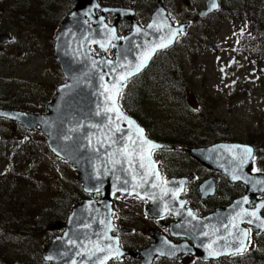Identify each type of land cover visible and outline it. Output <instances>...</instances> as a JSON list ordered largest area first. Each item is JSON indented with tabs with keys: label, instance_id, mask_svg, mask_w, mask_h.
<instances>
[{
	"label": "water",
	"instance_id": "1",
	"mask_svg": "<svg viewBox=\"0 0 264 264\" xmlns=\"http://www.w3.org/2000/svg\"><path fill=\"white\" fill-rule=\"evenodd\" d=\"M205 3L206 8L199 14L200 18L218 8L217 0H205ZM106 17L115 18V23L109 26ZM119 22L130 23V32L122 41L116 33ZM185 28L186 25L174 28L160 4L156 6L148 25L141 29L131 10L103 7L97 0H77L73 10L60 23L53 40V51L65 83L56 88L47 106L48 113L34 116L0 110V118L20 123L28 131L39 128L46 138L50 154L73 169L83 193L92 197L78 201L64 222L54 223L50 228L62 234L44 245L41 256L44 264H109L124 258L133 259L137 264H153L157 259L177 262L183 257L215 261L243 253L247 242V231L242 228L243 225L251 227L253 234H264V225H261L264 221L261 216L264 199H256L264 195V175L250 174L252 157L242 162V158L247 156L243 149L249 146L217 144L185 150L188 157L225 176L230 183H240L246 189L245 194L229 207L200 218L193 209L186 208V201L181 199L185 186L192 178H172L162 183L152 157L151 164L147 158L143 159L144 168L139 167L140 156L130 165L126 153L133 151L132 140L141 139L136 129L142 128L119 108V97L116 106L125 119H118L115 112L104 111L106 106H112V101H106V96L112 92L111 83L117 78V73L127 70L117 68V72H112L111 68L129 62L134 68L145 49L158 44L167 45L156 48L151 59L139 72L133 71L125 85L139 76L158 52L170 48ZM2 40L7 41V38ZM110 46L113 49L112 60L106 57ZM93 49L102 55L95 57ZM100 61L112 63L108 65ZM94 62H97L95 66ZM100 75H104L103 81L99 79ZM105 84L109 86L108 92L102 87ZM97 111L101 112L100 116L95 114ZM128 121L133 123L130 125ZM97 123L102 127H88ZM73 128L77 130L70 131ZM65 135L71 136V139H64ZM143 138L158 145L151 149L144 145V157L152 151L173 149L149 140L144 131ZM125 145L128 147L125 148ZM143 174H147L146 183L141 179ZM233 176L240 178L233 179ZM124 180L129 183L124 184ZM153 183L156 187H152ZM214 191L213 179L202 183L198 189L201 201L213 196ZM117 195L146 202L149 219L161 223L165 217L172 218L175 222L164 228L168 229L171 240L183 242L175 244L157 231H152V243L146 248L139 251L122 249L119 239L113 236L115 232L128 233L116 229L113 224L112 202ZM249 205L254 208L248 210ZM252 212L256 215H246ZM209 252L214 254L209 255Z\"/></svg>",
	"mask_w": 264,
	"mask_h": 264
},
{
	"label": "rangeland",
	"instance_id": "2",
	"mask_svg": "<svg viewBox=\"0 0 264 264\" xmlns=\"http://www.w3.org/2000/svg\"><path fill=\"white\" fill-rule=\"evenodd\" d=\"M74 1L73 8L77 0ZM126 1L97 0L99 4L108 7H121ZM142 1L135 0L136 6L140 7ZM62 2L64 0H0V99H4L0 103L4 109L30 110L35 106L36 109L43 107L39 113H45L51 99L49 95L63 82L52 51L55 32L66 17L57 24V18L64 14V10L59 7ZM167 4L177 18H189L195 23L172 54H169V60L181 64L188 71L190 80L186 82L185 101L189 100V106L196 110L200 107L193 96L199 95L203 104L201 110L205 115L200 121L188 117L185 108L178 104L180 95L175 90L169 89L161 79L155 83L153 78H148L145 82L146 90L134 102V107L144 117L143 120L140 116L141 122L151 138L161 135L158 141L169 144L165 140L172 138L174 132L175 137H179L176 134H186L183 125L188 127V133L193 128V131L197 129L203 136L209 135V132L205 133L202 124L207 119L204 121L207 124L216 120L228 126V138L220 141L252 143L259 148L263 147L264 65L256 60L248 62L243 50L242 54L237 55L231 47L235 31L239 28L246 30L240 24L245 20L249 25L252 21L254 34L264 38V0H220L221 10L205 21L197 20L193 13L203 9L202 0H193L187 7L180 0H167ZM242 18L245 20L240 22ZM247 37L243 38L239 47L249 45ZM4 38L7 41H3ZM220 46L223 52L218 54ZM196 50L198 53L195 54ZM164 60L165 57H159L157 62ZM168 66L170 68L166 67L164 71L172 72V65ZM174 76L176 78V73ZM176 122L181 128L178 129ZM20 134L13 132L9 124L0 121V257L6 261L4 264H41L42 261L28 262L27 259L34 249H43L52 237L60 235L59 232L50 231L57 221L42 215L44 209L49 207L50 191L46 183L52 182L54 187L56 184L73 187L71 182H76V176L49 155L41 134L29 135L30 141L24 143V147H19L12 140L20 137ZM185 150L159 155L163 161V175L182 177L189 174V171L202 173L197 167L200 164L188 158ZM258 151V168L264 171V149ZM34 170L37 171V180L42 174L46 177L45 185L38 188L35 184L29 185ZM203 174L200 182L208 177V174ZM238 192L220 183L217 195L209 206H223ZM189 197L195 204L194 187L190 188ZM114 208V219L119 220L118 223L114 221L115 225L131 231L130 234L121 235V244L126 250L139 251L152 243L151 234L147 230L152 229L153 223L146 218L143 205L118 197ZM202 210L206 211L204 207ZM247 251L239 257L212 262L187 257L180 262L159 259L154 264H263L264 235L255 236ZM115 262L110 264H137L130 258Z\"/></svg>",
	"mask_w": 264,
	"mask_h": 264
},
{
	"label": "trees",
	"instance_id": "3",
	"mask_svg": "<svg viewBox=\"0 0 264 264\" xmlns=\"http://www.w3.org/2000/svg\"><path fill=\"white\" fill-rule=\"evenodd\" d=\"M74 2H75L74 0H64V2H62V6H63L62 8L64 10V14H62V16L57 18V20H58L57 24H59L61 22V20L66 16V14L73 8ZM228 14H229V12H228ZM248 27H249L248 28L249 33L247 32L248 33L247 35H246V33H244L243 35L246 37L248 36L247 41L249 42V45H247L245 47L242 46V47L238 48L236 54H238V53L241 54V51H239V49H241L245 52L244 55L246 58H248V62H250L251 60H256V62H258L259 64L264 65V38L261 39V36H259L258 34H254V31L252 29V22L250 23V25H248ZM239 43H240V40H239ZM28 44H32V43H28ZM29 46L30 45H28V49L30 48ZM93 53L95 55H98V53L96 51H94ZM196 53H198V50L195 51V54ZM194 57H195V55H194ZM195 58L198 59L197 57H195ZM17 64H19V63H17ZM169 64L172 65V68H171L172 72H165L164 70L166 67L170 68L168 66ZM175 73L177 75L176 78H174ZM152 74H153V76H151V77H150V75L147 76L148 75V73H147L145 76L140 75V76L134 78L132 81H130L123 88V90L120 94V97H119V106L121 107V109L127 115H129L130 117L135 119V121H137V123H139V125L144 129V131L147 133V135L149 137H151L149 131L147 130L146 126L141 122L142 118L144 120V117L136 110V107H134V102H137L138 98H140L144 94L143 90H146L145 82H146V80H148V78H153L155 80V83H158L159 80L161 79V81L167 87H169V89H172V91L175 90V93L180 95L178 104L182 105L187 112V114H185V115H187L188 117L196 118V119H198V121H200L201 118H203V115H205V113H204V111L201 110V108L203 107V104H202V99H201V97H199V95L195 94V96H193L195 103H197L198 106L200 107L196 110H194L192 107L189 106V100L187 102L185 101V99L187 98V96L185 94V88H187L186 82L188 80H190V78L188 77V71L183 69L181 64H177V62H171V60H169V59H166L163 62H157V64H155V67L153 69ZM191 84H192V82L190 83V86H191ZM190 86H189V88H191ZM53 94H54V91H53ZM52 95H49V98L52 97ZM43 109H44L43 107L41 109H36V107L34 106L33 108L30 109V112L39 113ZM206 120L207 119H204V121H206ZM204 121L202 122L203 129H204V131H206L205 133L209 132V135L203 136V135H201V133L198 132L197 129L195 131H193V128H190V132L193 131L190 134V132L188 133V127L186 128V125H183L184 128L183 127L182 128L184 129V131H186V134L185 135L184 134L183 135H177L176 134V136H179V137H175V132H174L172 138H170L169 140H165L169 143L166 145H171L173 147H179L181 149L197 148V147H202V146L208 145L209 143H207V142L214 144V143L223 142V141H220L221 139H227L228 138V133H227V131H228L227 127L228 126L225 123L213 120L212 122L207 124V122H204ZM176 124H177V127L179 129L180 126L178 125L177 122H176ZM211 129H212V132H210ZM155 137H156L155 139L160 140L161 135H155ZM262 142H263V140H262ZM249 144H252V143H249ZM258 149L259 150L264 149V146L261 148L258 147ZM49 155L51 157H53L51 154H49ZM61 164L64 167H68L63 162H61ZM67 170L72 171L69 167L67 168ZM34 172L35 173H33L32 180L28 177L29 181H30L29 185L34 186V184H35V186L37 188L41 185H45L46 177L42 174L40 176V179L37 180V177H36L37 171L34 170ZM71 184L73 187H62L60 184H56L54 187V186H52V182L46 183V186H47V188H49V191H50V199H49V207L44 209L42 215H44L50 219L54 218V221H57L58 223H62L65 221L67 215L71 211L72 207L76 204V202L79 200H82L84 198H87L86 195H84L82 193L80 186L77 184V181L71 182ZM113 209H114V213H115V208H113ZM113 218H114V216H113ZM114 221L116 223L119 222L118 219H114ZM1 241L2 240H0V242ZM41 252H42V249H40V250L34 249L33 253L28 257L27 261L28 262L29 261L41 262ZM5 262L6 261H4V259H1V257H0V263L4 264ZM261 262H263V264H264L263 259L261 260ZM115 263H120V262H115Z\"/></svg>",
	"mask_w": 264,
	"mask_h": 264
},
{
	"label": "flooded vegetation",
	"instance_id": "4",
	"mask_svg": "<svg viewBox=\"0 0 264 264\" xmlns=\"http://www.w3.org/2000/svg\"><path fill=\"white\" fill-rule=\"evenodd\" d=\"M180 1L184 2V5L187 7V6H189V3L191 1H193V0H186V1L185 0H180ZM202 1H203V5H204L203 9L196 10V11L193 12L195 14V16L197 17V20H199V21H205L206 19H209L214 14L218 13V12H215V13L209 14V15H207L205 17L199 18V14L202 11L205 10V3H204L205 1L204 0H202ZM158 4H160L161 7L164 9V11L166 12V16L170 18V20L173 23V25H175V26H180V25H183V24H187L188 25L187 31L180 35V38L177 40L176 44L171 49L166 50L165 52L159 54L160 57H165L166 59H170L169 54L170 55L172 54V52L175 50L176 46L186 37V35H187L188 31L190 30L191 26L195 24L192 21V19L188 18V19H185V20H181V19L177 18L174 15V13L172 11H170V7L167 4V0H143L142 4H141L142 8H141V6L140 7L136 6L135 0H127L125 2V4H123L124 6L122 5L120 7L118 5L117 7L125 9V10L130 9L133 12V15H134V18L136 20L137 25L139 27H141V28H144L149 23V21H150V19L152 17V14L155 11L156 6H158ZM218 4H219V2H218ZM59 7H61V9H63L62 8L63 7L62 4ZM58 10H59V8L57 10H55L54 12H57ZM96 16H98V14H96ZM106 20H107V22L110 25H113L115 23V18L108 17V18H106ZM242 20H245V19L243 18ZM129 30H130L129 23H127V22L117 23V33H118V36L120 38H123L129 32ZM207 48H208V46L206 47V49ZM23 52H25V51H23ZM23 52L20 53L21 56H22ZM53 56H54V53H53ZM111 57H112V52H111ZM54 58H55V56H54ZM1 101H4V99H0V102ZM30 108H31V106H30ZM0 109H4L3 106H1V103H0ZM18 109H19V111L27 112V113H30V114H33V115H43V114H45V113H33V112H30V110L26 111L25 109H22V108H18ZM0 121H3L6 124H9V128L13 132H15V133L21 132V134H20L21 136L20 137H16L15 139L12 140L14 142V144L18 145L19 147H24V143L30 141L29 135L39 133V130L28 132L22 126H20L19 124L11 123V122H8V121L3 120V119H0ZM43 139H44V137H43ZM44 144H45V139H44ZM182 150H185V149H181L179 147H175L174 150L171 151V152H174L176 154V152L182 151ZM160 153H164V152H160ZM255 153L258 154V151H257L256 148L254 149V154ZM254 160H255V157H254ZM254 160H253V163H254ZM162 162L163 161H162V159L159 156V163L162 164ZM197 167L199 168L200 171H202V173H198L196 171H193V172L189 171V174H186L185 177L186 176H193V178H194L193 183H192V185L189 186L188 190L191 187L195 188V191H196V200H194L195 204L192 202L190 197H189V201H190L191 205L194 207V210H195V212L197 213L198 216H200V217L208 216V215L212 214L215 210H217L219 208L227 207L228 205L231 204L232 201H234L236 198H239L240 196L243 195L245 189L239 183L231 184L221 174L211 172V171L207 170L206 168H204L203 166L198 165V164H197ZM203 172L208 174V177H207L208 179H213L215 181L214 194H213V196L211 198L206 199L205 202H201L200 198H199V196L197 194V188H198L199 184H201L202 182L208 180L206 178V179H204V180H202L200 182V180L203 179V175H204ZM253 173L254 174H264V171H262L261 169H257L256 166H254ZM220 183L224 184V186L226 188H228V189H237V191H239V192H238L237 195L236 194L232 195V198L230 200L226 201L223 204V206L214 205V206L211 207V206H209V203L216 197ZM202 207H204L206 209V211H203ZM148 220H150V219H148ZM151 222L153 223V227H152V229H149L150 231L147 230L148 233L149 232L151 233L152 230H155V231L160 230V231H162L161 234H164V235L167 233L166 230H163L162 228H160V223L158 221L151 220ZM163 223H165L167 225V224L171 223V221H170V219H167V220H164ZM156 229H158V230H156ZM117 235L119 236L120 240H122V237L119 234H117ZM180 261H181V259H180Z\"/></svg>",
	"mask_w": 264,
	"mask_h": 264
},
{
	"label": "snow or ice",
	"instance_id": "5",
	"mask_svg": "<svg viewBox=\"0 0 264 264\" xmlns=\"http://www.w3.org/2000/svg\"><path fill=\"white\" fill-rule=\"evenodd\" d=\"M212 6L215 7L214 4ZM149 27H152V26L149 25ZM137 31L139 32L140 29H137ZM172 37L173 38L175 37V33L172 34ZM169 42H171V41H169ZM166 46H167L166 44H158L155 47H152L150 49H145L140 54V56L138 57L139 63H136L134 65V68H133L131 62H129L127 65H125V64H117L116 66L111 68L112 72H117V68H126L127 70L117 73V78L114 80L113 83H111L110 88H111L112 92L108 96H106V101H109V100L112 101V106L111 107L106 106L105 109H104L105 112H115L116 113V117L118 119H125L121 115V113L119 111V108L116 106L117 105V98L120 95L121 88L124 86V82L133 74V71L139 72L145 66L147 61L151 59L152 55L156 51V48L166 47ZM102 47H103V45H102ZM96 63L97 62H94V66H95ZM99 63L110 65L112 62L111 61H100ZM99 79L101 81H103L104 80V75H100ZM102 87H104L105 92L109 91V86L107 84L102 85ZM101 94L103 95V93H101ZM95 114L97 116H100L101 112L97 111ZM110 119H111V117H109V120ZM128 123L131 125L133 122L132 121H128ZM79 127H84V125H79ZM88 127H94V128H98L99 129V128L102 127V125L97 123V124H90V125H88ZM76 130H77L76 128H73L70 131L74 132ZM119 130H120L119 129V125H117V131H119ZM136 131L139 134V136L141 137V139L132 140L131 141V146L133 147V151L131 153H126V155L128 156V163L130 165L133 164V161L136 159L137 156H140L141 162L139 164V167L140 168H144L145 165L143 163V159L147 158L149 160V164H151V153L149 152L148 156L144 157V155H143L144 147L143 146L147 145L148 148L151 149V148L158 147V145L152 144L146 138H143V129L137 128ZM64 139H66V140L67 139H71V136L65 135ZM130 139H131V137H130ZM127 147H128V145H125V148H127ZM235 147H239V146H235ZM137 148H138V151H137ZM123 150L124 149H121V151H123ZM243 152L246 153L247 156L242 158V162H243L244 159H247L248 157H252L253 149L251 147H244ZM118 162L119 161H117V163ZM156 175H157V178H158V173ZM239 178H240L239 176H233V179H239ZM117 179H119V177H117ZM141 179L146 183L147 182V174L141 175ZM123 183L124 184H128L129 182L127 180H124ZM140 186H143V185H140ZM152 187H156V184L153 183ZM173 194L175 195L176 193L174 192ZM245 202H247V201L245 200ZM189 215H192V213L189 212ZM246 215L255 216L256 213L252 212V213H247ZM249 223H251V221H249ZM261 225H264V221H261ZM205 235H207V233H205ZM245 235H247V233H245ZM241 243H243V241H241ZM237 251H239V249H237ZM213 254H214L213 252H209V255H213Z\"/></svg>",
	"mask_w": 264,
	"mask_h": 264
}]
</instances>
